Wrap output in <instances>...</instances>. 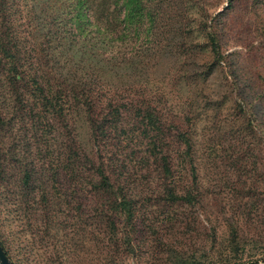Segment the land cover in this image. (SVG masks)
Returning a JSON list of instances; mask_svg holds the SVG:
<instances>
[{"label":"rangeland","instance_id":"rangeland-1","mask_svg":"<svg viewBox=\"0 0 264 264\" xmlns=\"http://www.w3.org/2000/svg\"><path fill=\"white\" fill-rule=\"evenodd\" d=\"M193 7L214 16L221 62L215 63L204 31L196 29L184 48L140 52L135 57L143 60L140 77L123 64L120 80L112 74L95 77L107 96L101 106L125 102L124 90L136 84L144 90L138 94L143 109L145 93L159 115L173 117L179 126L190 116L193 150L181 155L184 145L173 142V177L167 180L182 199H167L165 180L147 157L153 132L136 127L133 112H122L117 129L130 132L120 135L118 148L108 145L116 142L112 134L100 139L92 133L84 108L68 112L86 152L97 161L99 144L105 169L126 178L135 198L131 219L106 210L113 201L108 194L90 195L85 169L86 180L76 186L62 179L55 131L42 132L37 93L23 91L28 104L16 110L7 69L0 67L1 118L13 117L0 130V234L18 264H264V0H194ZM32 22L19 26V35L50 76L53 86H45L55 91L85 81L90 67L82 54L61 53L51 47L57 42L43 47V27ZM109 150L122 166L109 163ZM15 153L21 161L14 160ZM82 186L84 199L77 201L74 188Z\"/></svg>","mask_w":264,"mask_h":264},{"label":"trees","instance_id":"trees-1","mask_svg":"<svg viewBox=\"0 0 264 264\" xmlns=\"http://www.w3.org/2000/svg\"><path fill=\"white\" fill-rule=\"evenodd\" d=\"M193 2L194 0H0V67L7 69L6 82L11 90L13 107L18 110V107L27 106L23 91L29 92L31 88V92L37 93V105H40L43 114L42 132L46 135L47 132L49 134L55 131L58 146L55 161L56 166H62V179L71 180L76 186L78 181L86 180L90 174V195L102 193L113 197L112 205L106 210L122 213L127 219L134 215L135 198L126 178L121 171L105 169L104 166L108 165L104 162L99 144L96 147L97 161L86 152L73 133L68 112L70 108L73 111L84 108L85 120L92 133L96 137L100 136V139L112 134L116 142L108 145L114 148L121 145L120 135L127 132L122 127L117 129L119 123H123L122 114L127 112L129 115L133 112L136 127L139 123L144 134L153 132L147 143V157L165 180L163 187L167 192V199L172 202L182 199L184 196L178 194L175 189L177 186L167 183V180L173 177V142L184 145L181 155H187L193 150L190 116L186 114L185 121L180 122L183 125L179 126V121L173 117L159 115L150 99L145 98V93L142 100L147 107L143 109L138 94L144 90L136 87V84L124 90L125 102H109L101 106L107 96L102 91L103 82L95 77L112 74L120 80L124 76L118 71L122 64L131 69V76L140 77L138 65L143 60L135 58L140 52L151 51V55H157L163 51L184 48L185 39L190 38L196 29L204 31L215 63L221 62L224 55L220 50L214 16L208 17L206 11L199 14L194 9ZM33 19L43 27V47L48 48L57 42L56 46L51 47L57 48L61 53L73 51L82 54V59L90 67L85 81L79 79L75 84L71 83L70 88L57 86L55 91L45 86H53L50 76L46 77L47 74L41 72L40 62L37 63L30 55L29 40L19 35L18 27L25 21L33 23ZM97 56V61L88 62L89 58L94 60ZM97 62L101 64L97 65ZM107 66L110 70L106 69ZM12 120L13 117L2 120L0 114V130ZM184 126L186 128H182ZM27 129L29 127L25 128ZM109 152V163L116 162L115 166H122L117 164L119 160L114 156V151ZM48 155L46 150L43 157ZM16 159L21 161L22 158L15 153L14 160ZM83 169L87 171V176ZM24 173V182L27 184L29 173L26 170ZM115 174L117 178L113 180L112 175ZM83 187L86 192V186L74 188L77 201L84 199ZM185 194L190 197L189 191ZM109 222L114 225L113 220ZM123 243L129 242L127 240ZM0 246L10 261L18 264L2 234Z\"/></svg>","mask_w":264,"mask_h":264},{"label":"water","instance_id":"water-1","mask_svg":"<svg viewBox=\"0 0 264 264\" xmlns=\"http://www.w3.org/2000/svg\"><path fill=\"white\" fill-rule=\"evenodd\" d=\"M0 264H13L0 246Z\"/></svg>","mask_w":264,"mask_h":264}]
</instances>
